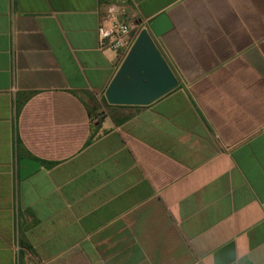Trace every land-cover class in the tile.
Listing matches in <instances>:
<instances>
[{
	"label": "crops",
	"instance_id": "crops-1",
	"mask_svg": "<svg viewBox=\"0 0 264 264\" xmlns=\"http://www.w3.org/2000/svg\"><path fill=\"white\" fill-rule=\"evenodd\" d=\"M110 11L176 88L106 101ZM0 264H264V0H0Z\"/></svg>",
	"mask_w": 264,
	"mask_h": 264
},
{
	"label": "water",
	"instance_id": "water-1",
	"mask_svg": "<svg viewBox=\"0 0 264 264\" xmlns=\"http://www.w3.org/2000/svg\"><path fill=\"white\" fill-rule=\"evenodd\" d=\"M170 27L165 14L154 17L136 35L121 65L104 92L113 105L144 106L176 88L179 84L174 72L157 48L153 35L159 36ZM20 176L39 165L37 160H20Z\"/></svg>",
	"mask_w": 264,
	"mask_h": 264
},
{
	"label": "built area",
	"instance_id": "built-area-1",
	"mask_svg": "<svg viewBox=\"0 0 264 264\" xmlns=\"http://www.w3.org/2000/svg\"><path fill=\"white\" fill-rule=\"evenodd\" d=\"M135 29L131 22L110 11L99 23L98 46L101 50L117 51L124 59L137 35Z\"/></svg>",
	"mask_w": 264,
	"mask_h": 264
}]
</instances>
